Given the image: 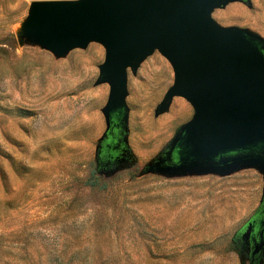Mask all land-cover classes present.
<instances>
[{
  "label": "rangeland",
  "instance_id": "rangeland-1",
  "mask_svg": "<svg viewBox=\"0 0 264 264\" xmlns=\"http://www.w3.org/2000/svg\"><path fill=\"white\" fill-rule=\"evenodd\" d=\"M57 1L74 0H0V264H264V158L179 161L195 112L160 111L173 71L157 50L108 126L103 45L53 49L27 26ZM210 18L264 51V0Z\"/></svg>",
  "mask_w": 264,
  "mask_h": 264
},
{
  "label": "water",
  "instance_id": "water-1",
  "mask_svg": "<svg viewBox=\"0 0 264 264\" xmlns=\"http://www.w3.org/2000/svg\"><path fill=\"white\" fill-rule=\"evenodd\" d=\"M229 1L242 0L34 2L27 26L53 49L103 45L108 126L123 115L127 70L135 71L157 50L173 71L160 111L181 97L195 112L177 143L179 161L214 163L229 154L264 158V51L212 21L210 10Z\"/></svg>",
  "mask_w": 264,
  "mask_h": 264
},
{
  "label": "trees",
  "instance_id": "trees-1",
  "mask_svg": "<svg viewBox=\"0 0 264 264\" xmlns=\"http://www.w3.org/2000/svg\"><path fill=\"white\" fill-rule=\"evenodd\" d=\"M235 249V247H233ZM77 260V259H74V261ZM70 262L72 261V258L69 260ZM61 262V261H60Z\"/></svg>",
  "mask_w": 264,
  "mask_h": 264
}]
</instances>
